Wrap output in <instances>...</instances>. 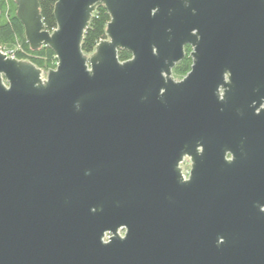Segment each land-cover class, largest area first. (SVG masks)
I'll return each instance as SVG.
<instances>
[{"label":"water","instance_id":"obj_1","mask_svg":"<svg viewBox=\"0 0 264 264\" xmlns=\"http://www.w3.org/2000/svg\"><path fill=\"white\" fill-rule=\"evenodd\" d=\"M15 3L58 63L0 47V264H264V0Z\"/></svg>","mask_w":264,"mask_h":264},{"label":"trees","instance_id":"obj_2","mask_svg":"<svg viewBox=\"0 0 264 264\" xmlns=\"http://www.w3.org/2000/svg\"><path fill=\"white\" fill-rule=\"evenodd\" d=\"M57 2L58 0H40L44 23L50 31L58 27L54 14ZM110 21L111 16L106 7H97L82 42L85 54L94 53L97 45L107 39L106 33ZM0 47L3 52L11 53L18 60L31 62L45 73L56 68L58 63L56 54L49 46H43L38 50L31 48L25 35L24 26L17 16L15 0H0ZM185 52V58L173 69V76L177 80H182L192 69V48L186 46ZM118 57L121 62H125L132 58V54L127 50L120 49Z\"/></svg>","mask_w":264,"mask_h":264},{"label":"flooded vegetation","instance_id":"obj_3","mask_svg":"<svg viewBox=\"0 0 264 264\" xmlns=\"http://www.w3.org/2000/svg\"><path fill=\"white\" fill-rule=\"evenodd\" d=\"M181 167L183 169L185 178L188 179L189 173H190V171L192 169V161H191V159L189 157L185 158L184 162L181 164Z\"/></svg>","mask_w":264,"mask_h":264},{"label":"built area","instance_id":"obj_4","mask_svg":"<svg viewBox=\"0 0 264 264\" xmlns=\"http://www.w3.org/2000/svg\"><path fill=\"white\" fill-rule=\"evenodd\" d=\"M4 53H5V52H4ZM5 54H7L9 57L14 58V56H12L11 53H5ZM121 233L124 234V232H121ZM109 237H110V236H107L105 240L107 241V240L109 239Z\"/></svg>","mask_w":264,"mask_h":264}]
</instances>
